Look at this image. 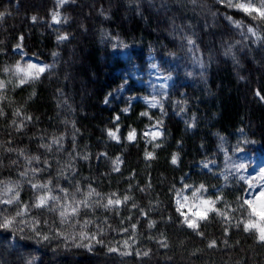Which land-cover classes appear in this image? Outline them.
I'll use <instances>...</instances> for the list:
<instances>
[{"label": "trees", "instance_id": "trees-1", "mask_svg": "<svg viewBox=\"0 0 264 264\" xmlns=\"http://www.w3.org/2000/svg\"><path fill=\"white\" fill-rule=\"evenodd\" d=\"M56 7L0 0V81L21 58L19 43L50 64L0 89V199L18 193L0 204V224L13 221L0 227V264H264V242L244 230L247 185L233 165L239 150L264 148V18L226 0H68L59 28L68 37L58 40L48 24ZM229 17L254 25L260 43ZM114 38L127 58L114 53ZM149 52L173 57V82L159 108L146 113L135 101L124 111L112 93ZM154 123L155 138L145 133ZM115 129L119 141L108 134ZM34 183L47 184L61 205L92 189L99 195L63 219L54 201L33 207L41 193ZM184 185H203L215 201L196 228L174 204ZM113 193L129 199L105 208Z\"/></svg>", "mask_w": 264, "mask_h": 264}, {"label": "rangeland", "instance_id": "rangeland-1", "mask_svg": "<svg viewBox=\"0 0 264 264\" xmlns=\"http://www.w3.org/2000/svg\"><path fill=\"white\" fill-rule=\"evenodd\" d=\"M67 1L68 0H63V2H61V0H56L57 7L50 14V19L48 21L49 26L58 34V40H64L60 39V37H68L64 32L59 30L66 21V17L61 12V7ZM231 2L235 4L245 3L259 8L262 3H264V0H231ZM54 14L59 22L54 21ZM229 19L232 26L239 31L242 37L249 40L252 44L257 45L260 43L261 34L254 25H245L243 22L232 17H229ZM249 29H251V31H249ZM112 42L114 53L123 59L127 58V45L125 46V44L117 38H114ZM14 49L21 55V58L8 69V79L5 82L9 86L21 84V78H24L25 82L33 80L31 74L35 73L37 69L28 68L27 65L29 64L45 67V69L50 67L48 62L25 53L20 43L17 44ZM17 65H19L21 71H17ZM133 65L134 66L128 68L123 84L112 93V97L115 98L116 101H119L121 98L126 101V105L123 109H127L130 104L135 101H140L145 105V111L148 113L150 109L159 108L162 99H164L168 93L175 75L174 59L172 56H168L160 60L156 58L152 52H149L146 56V64L143 68H139L135 64ZM6 83H4L5 89L7 87ZM109 99L110 96L105 99V103H108ZM127 105L128 107H126ZM110 131L115 132L118 137V139L111 138L119 141L120 136L118 130L115 129ZM159 131L158 123H154L146 129L145 133L151 134L150 137H153V135H159ZM132 132L133 130H129L126 134V139H128L129 134ZM241 164L245 167L241 168ZM233 165L236 175L247 185L243 196V203L245 200H251L252 207L256 209L257 213L252 214L251 208L244 203L248 212L245 223L255 222L257 225L264 227V219L258 215L261 209H264V194H262L264 193V148L256 151L245 148L239 150L236 158L233 160ZM201 166L204 169H211L214 167V163L202 162ZM38 190L41 192L39 196L46 193V189ZM205 200L211 201V198L206 194V190L204 188L201 190V187H194L192 185H184L174 196L176 210L182 216L184 223L186 218H190L191 221L196 224L197 221L202 219V216L205 217L207 215L211 208V204H205ZM185 224L188 226L187 223Z\"/></svg>", "mask_w": 264, "mask_h": 264}, {"label": "snow or ice", "instance_id": "snow-or-ice-1", "mask_svg": "<svg viewBox=\"0 0 264 264\" xmlns=\"http://www.w3.org/2000/svg\"><path fill=\"white\" fill-rule=\"evenodd\" d=\"M61 2H63V0H61ZM229 6L230 7H237V8H239V9H241L244 12L249 13V14H252L253 12L258 13L261 18H264V3H262L261 7L258 8V7L251 6V5L245 4V3L232 4L231 0H229ZM0 15H2V14H0ZM33 19H35V17H33ZM53 19H54V21L59 22L57 20V17L55 14L53 15ZM249 31H251V29H249ZM60 39H66V37H60ZM27 67L30 69H37V71L35 73L31 74V78H33V79L38 78L39 74L43 73L45 71V67H38L35 64H29V65H27ZM17 71H21V69L19 68V65H17ZM20 82L24 83L25 82L24 78H21ZM4 87H5L4 82L0 81V89H2ZM257 95L259 96L260 94L257 93ZM261 99H264V97H261ZM124 111H128V110L125 109ZM17 115H19V113H17ZM143 115H146V113H144ZM28 119H31V118L28 117ZM117 119H119V117H117ZM21 126H23V125L21 124ZM108 134L113 139H118L115 132L109 131ZM134 138H135V132L133 131L132 133L129 134L128 139L132 140ZM153 138H155V136ZM53 143H58V141H53ZM45 147H48V146L45 145ZM146 158H149V159L152 158V153H146ZM33 159H36L37 161L39 160L38 157H34ZM118 162L119 161L117 160V167L115 170H118ZM29 163H31V160H29ZM172 163H176V157L175 156L172 158ZM240 167L243 168L245 166L243 164H241ZM32 171L37 172V171H40V169H32ZM22 175H26V173H22ZM32 187L34 189H46L48 192L51 191L48 188L47 184H39V185L38 184H32ZM200 187H201V190H203V185H201ZM11 191H12V189L8 188L6 190L5 195H7V192H11ZM77 191H79V189H77ZM61 192L64 193L63 199L69 198V193L66 190L61 189ZM93 194L99 195L98 193H95L94 189H92L88 192L87 197H91ZM262 194H264V193H262ZM115 195L116 194L113 193L111 196H109L107 198V203L103 205L105 208L119 206L121 203H123L129 199L128 196H125L123 198V201L120 200L119 198L114 199L113 197H115ZM87 197L83 200H80V201H76L73 197V198H71L70 203H65V204L61 205L60 204V201L62 199L61 197L51 196V195H48L46 192L45 194L38 196L37 201L33 204V207H38V208L49 207V201H54L60 207V213H59L60 216L63 219H67L68 217H75L76 215H78L79 208L81 205H83L84 207L89 206ZM17 198H18V193L13 197H9L7 199H0V204H12ZM253 199H254V197H253ZM204 203L205 204H214L215 201L205 200ZM244 203L247 204L251 208L252 214H257L256 209L254 207H252V201L251 200H245ZM210 210H214V209H210ZM17 215L19 216V215H21V213L18 212ZM258 215L262 219H264V209H261V211L259 212ZM201 218L203 219L205 217L202 216ZM63 219H62V222H63ZM12 222H13L12 220L5 218L4 222L2 224H0V227L7 228L11 225ZM85 223H87V222H85ZM185 223H187L188 227H190V228H196L197 227V224L193 223L190 218H186ZM244 230L245 231H249V230L257 231L259 240L264 242V227L257 225L255 222H248V223L244 224ZM45 239H47V237H45ZM210 246H213V245H210Z\"/></svg>", "mask_w": 264, "mask_h": 264}]
</instances>
